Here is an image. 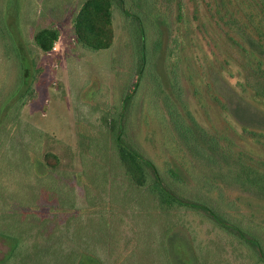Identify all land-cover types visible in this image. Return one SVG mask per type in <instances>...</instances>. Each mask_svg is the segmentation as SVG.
Segmentation results:
<instances>
[{"label":"rangeland","instance_id":"rangeland-1","mask_svg":"<svg viewBox=\"0 0 264 264\" xmlns=\"http://www.w3.org/2000/svg\"><path fill=\"white\" fill-rule=\"evenodd\" d=\"M82 3L0 0V19L22 39L30 86L19 107L24 122L18 129L9 134L13 121L0 118V197L10 204L5 214L10 222L15 219L11 224L19 227L10 233L19 232L21 220L24 226V212L38 211L52 227L59 224L58 232L67 221L81 228L64 240L61 258L72 248L86 247V236L90 248L99 247L105 264H168L158 248L173 227L165 239L170 264H264L249 243L200 209L167 211L147 187L136 189L124 177L114 134L103 121L111 113L126 130L128 143L156 164L184 202L211 201L264 250V194L256 185L233 180L240 163L264 174V0L124 2L128 13L144 15L143 27L116 1L114 42L100 51L76 39L73 18ZM3 25L0 33L10 34ZM51 26L61 35L45 53L34 34ZM8 41L0 37V117L23 70L16 41L6 46ZM141 62L140 85L127 105L124 98ZM49 153L60 161L52 175L42 162ZM38 174L56 179L48 183ZM261 183L264 188V179ZM59 198L63 211L51 209ZM114 210L121 218L113 244L104 228L87 221L97 222L100 211ZM13 245V239L0 236V261ZM82 264L97 263L84 259Z\"/></svg>","mask_w":264,"mask_h":264},{"label":"trees","instance_id":"trees-1","mask_svg":"<svg viewBox=\"0 0 264 264\" xmlns=\"http://www.w3.org/2000/svg\"><path fill=\"white\" fill-rule=\"evenodd\" d=\"M116 1H119V6H121V9L127 16L132 17V19L136 21L138 25H142V27V21L144 20L145 25V19L143 14H140L138 12L128 13V11L126 10L124 2L129 3V0H83L81 7L73 18V27L77 41L81 43V45H83L85 48L91 51H100L109 49L112 46L115 37V28L113 24L114 6ZM132 2H134L135 4L138 3V1ZM148 12L149 11L147 10V13ZM140 18L142 21L140 20ZM0 23H4L3 26L5 28L8 27L6 19H0ZM9 30L10 34L7 35L6 32H1L0 37H4L5 40L10 39L6 46H9V44L12 45L13 41H16V44L19 47V56L22 60L23 66L18 86L15 92H13V96H11V99H9L8 103H6L3 108L1 107V120H4V118H10V120L13 121V124L11 125L9 131L10 134L15 129H18V126L21 122H24L21 118H18L19 107L21 101L24 100L28 95V89L30 86L28 83L29 81H27V77L29 76V68L27 67L28 60L24 50V46L21 43L22 39L20 37L19 32H17L14 28H12V30ZM0 31H3V28H1ZM144 32L146 33V30H144ZM144 32L141 28V33L145 36ZM60 35L61 32L58 27H43L36 30L34 34V41L35 44L43 52L47 53L54 48L55 43L60 38ZM142 63L143 62H141V66L138 67L136 82L134 87L132 88V91L124 98V102L127 105H129V100L132 97V93H135L140 85L141 75L144 70V63ZM15 109H17L18 112L16 115L13 116V112ZM107 115L108 114H106V116H103V121L107 125V130L114 134V141L119 166L123 169L124 177L128 179V181L132 185H134L136 189L147 187L148 192L153 194L155 196V199L158 201L156 202L157 205H163L168 207V209H164L167 211H171L173 209L172 212H174V210L176 209L179 210L180 207H193L196 209H200L210 221L230 232L232 236H235L249 243L252 246L251 248L254 249V252L258 256L259 260L264 261V250L260 246L261 243H259L257 239L253 240L246 233V231L242 230L240 227L229 223L224 218V216H222L217 211L218 208L214 203L210 201V203L197 202L200 204H190L188 202H184L175 191H172V189L167 185L168 182L165 181L166 179L164 175L160 172L156 164L147 156H145L143 152L139 151L138 149H135L131 143H128V140L125 135L126 130L122 127V124H119L118 121L115 120V117L111 115V113L108 117ZM186 130L189 132V134H191L194 140H200L198 137L194 136L193 133H191L193 132L192 129L188 128ZM211 145H213L212 142ZM31 155H33V153H31ZM208 156L212 158L213 152L209 153ZM42 162L45 165L49 166L48 173L50 172V175L53 174L51 172L56 170L60 164L58 156L52 155L51 153L46 154ZM210 162H216L214 160V157ZM34 164L36 163L35 160L33 161L32 157V159L30 160V167H32V171H34L36 168ZM245 165L246 164L240 163L239 169L233 175V180H236L242 185H244V181L252 184L253 186L256 185L260 188L261 193L264 194L263 184L261 183L264 178L261 180V182L259 181V177H262L264 174L257 173V171L252 172V169ZM149 172L151 174V178L149 177ZM173 174L176 178L177 176L174 172ZM40 178H43V180L48 183L54 182L51 180L56 179L49 178L48 176L42 177L41 175ZM117 178L120 179V177ZM119 183L121 184V187L125 186L123 181H120ZM62 187L63 186L61 184L60 192L64 191ZM124 194L126 196L128 195L127 192H124ZM61 200L63 199L59 198L60 204H58L56 208L54 207L51 209H58L60 211H63L64 204ZM122 200L125 202L124 198H122ZM213 204L215 206H213ZM9 205V203L7 204L6 201L0 197V236L9 237L13 239L14 242L10 253L4 260L0 261V264H82L84 259H92L97 264H105L103 257H101L100 253L98 252L99 247L90 248L88 245L89 240L85 239L86 236L82 239L86 247L82 248L81 250H77L76 247L74 249L72 248L69 255L63 256L61 258L60 252L62 251V248L66 246L65 242L70 241L73 236L78 235L81 232L80 227L75 229L71 228V223L69 221H67L65 228L63 227V231L58 232L57 227L59 224L52 227V224L50 223L51 220L49 218H42L38 211H26L24 212L25 214H23V216L26 217L24 226L23 220H21L19 222L21 226L19 232L10 233L11 228L19 229V227L15 228V225L11 224L14 222L15 219L13 218L12 222H10L11 219H9L5 214H9ZM73 205L74 203L72 202V208H74ZM73 213L75 214V212ZM73 213H71V215H74ZM1 216H5L6 219L2 220ZM119 218H121V215H119L116 210H114L112 214H107L104 211H100L98 214L97 222H95L94 220L90 221V219H88L87 222H91L92 224L97 225L99 230H101V227L104 228L105 232H107L110 236L113 237L109 242L114 244L116 240L115 234L117 232V229L119 228L118 224H115V222H117ZM28 219H33L36 221V223L29 224ZM171 228L167 231V233H165L166 235L164 237L163 244L161 245V247L158 248V251L163 254V257L166 260H168V264H170L168 257V247H166L168 245V241L166 242L165 239L167 238L168 234L173 230V227ZM67 248H70V246H67ZM85 250L89 251L83 252Z\"/></svg>","mask_w":264,"mask_h":264}]
</instances>
